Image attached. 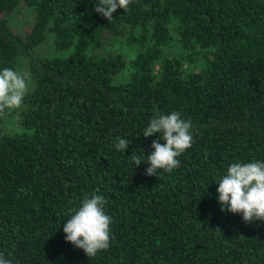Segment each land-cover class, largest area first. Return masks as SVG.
Returning <instances> with one entry per match:
<instances>
[{
  "label": "trees",
  "instance_id": "1",
  "mask_svg": "<svg viewBox=\"0 0 264 264\" xmlns=\"http://www.w3.org/2000/svg\"><path fill=\"white\" fill-rule=\"evenodd\" d=\"M97 3L0 0V71L27 70L19 119L30 129L0 124V253L13 264H264V221L221 211L216 191L232 163L264 162V0H131L110 21ZM47 39L72 51L37 55ZM174 111L191 121L192 146L171 172L146 175L132 157L153 151V116ZM93 193L112 239L89 257L63 225Z\"/></svg>",
  "mask_w": 264,
  "mask_h": 264
},
{
  "label": "clouds",
  "instance_id": "2",
  "mask_svg": "<svg viewBox=\"0 0 264 264\" xmlns=\"http://www.w3.org/2000/svg\"><path fill=\"white\" fill-rule=\"evenodd\" d=\"M130 3L131 0H98L94 11L110 21L117 8L127 10ZM27 91V73L12 68L0 71V114L6 109H19ZM191 129V121L182 119L179 112L153 116L143 132L145 138L159 134L152 141L153 151L147 157L133 155L131 163L138 166L146 160L150 166L145 174L149 176L158 175L161 169L171 172L179 166L177 157L192 146ZM160 139L165 142L160 143ZM129 143L128 139L118 138L115 147L124 153ZM216 191L221 211L241 213L243 220L249 223L264 221V162L232 163L218 181ZM105 204L103 195H86L78 210L63 225L65 240L83 249L89 257L110 246L112 217L106 214ZM0 264H13V261L0 253Z\"/></svg>",
  "mask_w": 264,
  "mask_h": 264
},
{
  "label": "rangeland",
  "instance_id": "3",
  "mask_svg": "<svg viewBox=\"0 0 264 264\" xmlns=\"http://www.w3.org/2000/svg\"><path fill=\"white\" fill-rule=\"evenodd\" d=\"M29 16V17H28ZM27 17L29 22L32 23L33 18L30 13ZM49 39H47L42 45L38 46L35 50V53L38 55H48V56H67L72 49L67 50H57L55 46L53 47L51 43L48 44ZM68 53V54H67ZM18 71L25 72L28 74L26 69H23L22 66H19ZM29 79V78H28ZM19 109H6L4 113L0 114V124L2 127L9 133H23L28 132V129L19 119Z\"/></svg>",
  "mask_w": 264,
  "mask_h": 264
}]
</instances>
